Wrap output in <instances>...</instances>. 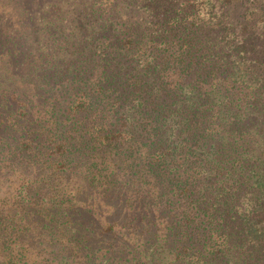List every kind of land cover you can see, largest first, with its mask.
<instances>
[{"label": "trees", "instance_id": "trees-1", "mask_svg": "<svg viewBox=\"0 0 264 264\" xmlns=\"http://www.w3.org/2000/svg\"><path fill=\"white\" fill-rule=\"evenodd\" d=\"M0 264H264V0H0Z\"/></svg>", "mask_w": 264, "mask_h": 264}]
</instances>
